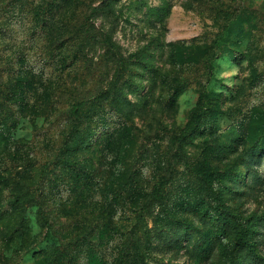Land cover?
Returning <instances> with one entry per match:
<instances>
[{"label":"rangeland","instance_id":"374dc122","mask_svg":"<svg viewBox=\"0 0 264 264\" xmlns=\"http://www.w3.org/2000/svg\"><path fill=\"white\" fill-rule=\"evenodd\" d=\"M0 264H264V0H0Z\"/></svg>","mask_w":264,"mask_h":264},{"label":"trees","instance_id":"16d2710c","mask_svg":"<svg viewBox=\"0 0 264 264\" xmlns=\"http://www.w3.org/2000/svg\"><path fill=\"white\" fill-rule=\"evenodd\" d=\"M214 57H215V56H213V57H211V58L209 57V63L211 62V60H212ZM210 70H211V68H210V65H209V74H210ZM79 108H80V105H79V104H76V106H74V108H73V113H74V115L78 114V110H79ZM200 116H201V115H200ZM198 118H199V112L196 114V116H195V118H194V121H196V122H190V123L188 124L186 130H189L190 127H195V126H197V125L200 123V122L198 121ZM256 146H257V145L253 146L250 150H257V147H256ZM235 219H236V221L238 222V225H239V230H238V232H237V234H236V239H237V241L239 242V244H242V245H244V246H246V247H250V246H251V243H250V240L248 239V237L246 236V233H245L246 229H245V227H244V225H243V223H242L241 218H240L239 216L235 215Z\"/></svg>","mask_w":264,"mask_h":264}]
</instances>
